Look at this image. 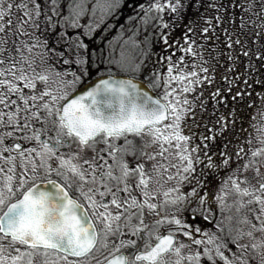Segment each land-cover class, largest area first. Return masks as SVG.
I'll list each match as a JSON object with an SVG mask.
<instances>
[{
  "label": "snow or ice",
  "instance_id": "6c2138e0",
  "mask_svg": "<svg viewBox=\"0 0 264 264\" xmlns=\"http://www.w3.org/2000/svg\"><path fill=\"white\" fill-rule=\"evenodd\" d=\"M119 7L120 0H0V129H10L0 131V264H264V174L255 160L243 165L253 170L255 183L240 179L237 169L225 181L227 191L222 187L215 197L222 211L235 209V216L225 217L228 226L218 222L216 232L205 231L183 218L188 212L193 222L209 221L203 181L192 183L191 153L202 152L206 167L217 168L213 144L228 120L220 115L219 131L209 129L211 135L202 134L191 147L193 138L182 134L181 123L193 104L170 88L176 82L189 93L193 85H207L214 110L229 97L236 102L250 94V77L264 71V0L139 4L141 23L158 22L165 51L175 45L195 58L191 71L184 56L160 58L168 62L166 79L145 61L134 62L123 46L116 53L97 41L101 24ZM188 7L196 18L184 26L183 45L165 31L173 24L149 15L167 9L179 20ZM145 41L150 44V37ZM116 71L147 72L158 87L163 80L164 95L153 98L135 77L118 79ZM203 96L202 89L196 97L202 109ZM227 147L219 152L225 166ZM166 153L182 162L187 175L177 173L179 182L192 186L187 193L168 189L158 204L153 201L168 167L157 157L166 160ZM251 155H264V147ZM195 163H202L199 156ZM229 195L235 196L232 204L226 203ZM166 207L176 212L162 214Z\"/></svg>",
  "mask_w": 264,
  "mask_h": 264
},
{
  "label": "rangeland",
  "instance_id": "374dc122",
  "mask_svg": "<svg viewBox=\"0 0 264 264\" xmlns=\"http://www.w3.org/2000/svg\"><path fill=\"white\" fill-rule=\"evenodd\" d=\"M153 2L154 0H145L144 4L148 5ZM162 2H164V0H162ZM201 11H203V9H201ZM136 13H139V11L136 10L134 17ZM13 14V19H15V9H13ZM143 15V12H141L140 14H137L132 21L121 22L117 25H115L114 20L108 22L109 20L107 17L96 33L97 41L101 46L107 44L109 48H114L116 53H119L121 46H123L125 50L131 53L134 62L145 61L148 69H152L159 73L164 79L167 78L168 62L160 59L162 57L171 55L173 62H175L178 61L181 56H184L185 64L188 66L186 71L193 70L191 65L195 62V58L191 55H185V53L179 51L175 45L171 49L165 51L162 41L157 39L160 29L154 25H157L158 22L153 20L145 25L139 20V17H142ZM149 15H162L165 22L173 24L174 26L172 29L165 31H169L171 39L180 45H183L182 34L185 31L184 26L188 23L189 19L196 18L194 15V9L191 7L185 9V14H183L182 18L179 20H176L175 14H170L167 9L162 14L152 12ZM96 21L99 22L98 16ZM121 25H123V28H121ZM224 26L228 27L229 25L225 24ZM105 29H107V31H105ZM146 36L150 37V44L145 41ZM24 39H26V37ZM125 41H127V43H125ZM134 42L139 43L140 46L134 47ZM92 46L94 47L95 45ZM221 63H223V61ZM113 74H130L132 78H142L144 79V83L150 86L159 97L164 95L165 87L163 80H161L160 86L158 87L156 83H154V77L146 78L148 76L147 72L134 74L131 72L124 73L116 71ZM221 74L222 71L214 75L218 77ZM201 76H203V74H201ZM250 80L253 81L252 88L247 90L250 94L244 95L243 100H238L236 102H233L229 97L226 106L223 104L218 105L215 107V110L214 102L209 101L207 98V92L209 91L207 85H193L195 91L189 93L180 92L179 89L181 88V85L176 82H172L170 85V88L177 89L176 96L181 102L184 99H188L193 104L181 123L182 134L193 138L190 142L191 147L200 144V137L202 134L211 135L209 129L215 127V130L217 132L219 131V126L216 125V120L220 115H225L228 120L227 129L222 134L216 136L213 144L212 156L213 162L218 165L217 168L209 169L206 167L208 161L204 158L202 152L191 153L193 163H195L197 156H199L202 161V163H195V165H193L195 171L191 175L192 178L196 180L201 173L200 171L205 172V186L201 194H206V199L209 201V209L214 205V202L216 201L215 197L221 191L222 187L225 191L230 187V182L226 185L225 181H228L229 176H232L233 173H237V169H239L237 175H239L240 179H243L244 177L253 179V170L251 168L247 171L243 169L245 163L255 160L256 163L254 166L260 167L261 173L264 174V155L256 158H253L251 155L252 151L264 147V143H261V139L264 138V115H262V113H264V84L255 83L256 80L264 82V71L258 70L257 72H254L250 77ZM202 89L204 92L203 100L205 101V107L203 109L200 106V101L196 99L197 96L201 95ZM181 106L185 108L188 107L187 105ZM225 144L228 145L226 152L229 158V163L227 166L223 164V157L219 155V152L224 150ZM241 148H243L244 151L240 153L239 157H237L236 153ZM171 151L174 153L176 150L173 148ZM171 157L173 159L176 158L175 156ZM221 157L222 161L220 160ZM186 163V161L183 162L185 165ZM181 167L182 164L175 168L174 176H179L177 173L180 175H186L181 172ZM184 183L186 184V182ZM252 183H255L254 179ZM191 186L192 185L190 184V189ZM226 199L234 200L235 196L232 198L228 196ZM195 221H197V218ZM207 231L216 232L214 228L207 229Z\"/></svg>",
  "mask_w": 264,
  "mask_h": 264
},
{
  "label": "flooded vegetation",
  "instance_id": "af4514ba",
  "mask_svg": "<svg viewBox=\"0 0 264 264\" xmlns=\"http://www.w3.org/2000/svg\"><path fill=\"white\" fill-rule=\"evenodd\" d=\"M27 39V38H26ZM64 67L65 66H62V65H60V64H56V66H55V68H56V70H58V71H61V72H63L64 71ZM70 78V77H69ZM52 79L53 80H55L56 79V77H52ZM53 88H55L56 87V85L55 84H52L51 85ZM147 86V85H146ZM43 85L42 84H38V91H40V90H43ZM148 87V86H147ZM81 88H83L82 87V85L81 86H77V89H76V93L81 89ZM149 88V87H148ZM150 89V88H149ZM25 91H27V90H25ZM75 94V93H74ZM158 98V97H157ZM6 130H10V129H0V131H6ZM129 139H132L133 141H134V143L137 145V146H139V145H141L142 143H143V141L139 138V137H129ZM145 139H148L147 137H145ZM123 141H120V143H122ZM6 143H8V144H11V143H13V141L12 140H8V141H6ZM148 151L149 152H154V151H156V149L155 148H150V149H148ZM166 156H168V154L166 153L165 154ZM157 159L161 162V163H163L166 167H168V171L166 172V173H164V177H163V180L161 181V184H162V187L160 188V196H159V198L157 199V200H154L153 202H155V203H162L163 202V200H164V196H163V193L165 192V191H167L168 189H170V188H177V187H179V189H180V192H182V193H187L188 191H190L189 189V186H190V184L189 183H187L186 182V184L185 183H180L179 182V176H174V174H175V168H173V167H171V164H175L176 166H180V164H182V162L178 159V158H175V159H173L171 156H168V159H161L160 157H157ZM129 160H130V162L131 163H135V161H133L132 160V158L131 157H129ZM220 160L222 161V157L220 158ZM223 160H224V157H223ZM141 162H143V161H141ZM3 162L2 161H0V164H2ZM193 165H195V163H193ZM147 166L148 167H151V162H149L148 164H147ZM201 173H200V175H199V177H198V179L199 180H201L202 178V180L201 181H203V187L201 188V193L203 192V188H204V186H205V177H206V175H205V172L204 171H200ZM202 173H203V175H202ZM168 175H172L174 178L172 179V180H167V176ZM187 175V174H186ZM192 176V175H191ZM249 180H251V181H253V179L252 178H248ZM164 181H167L166 183L164 182ZM195 179H193L192 180V183L193 184H195ZM133 194H136V193H133ZM173 197L175 196V195H177V193H172L171 194ZM229 197H234V196H232V195H229ZM230 199V198H229ZM229 199H226V203L227 204H232L233 203V200H229ZM176 212V207H166L165 208V210H164V213H162V214H168V215H171V214H173V213H175ZM208 215H209V218H210V220L209 221H204L202 218H200V217H198L197 218V221H195V222H193V220L191 219V217H190V215H189V213L188 212H185V213H183V218L188 222V223H190L191 225H192V227L193 228H195V227H201L203 230H205V231H207V229H212V228H214V230H216L217 231V227H216V225H217V223L218 222H223L220 226L221 227H226V226H228L229 225V221H227L226 219H225V217H227V216H235V209L233 208L232 210H229V209H227V208H225L223 211L221 210V208H220V206H219V204H218V202L217 201H215L214 202V205L213 206H211V209H210V211L208 212ZM152 219V217H147L146 218V222H147V220H151ZM232 225L233 226H236L235 225V220H233V222H232ZM174 227V226H173ZM161 231H164V229H162ZM257 235H259V234H257ZM183 239H185L186 240V238H183ZM187 242V241H186ZM71 259V258H70Z\"/></svg>",
  "mask_w": 264,
  "mask_h": 264
},
{
  "label": "trees",
  "instance_id": "16d2710c",
  "mask_svg": "<svg viewBox=\"0 0 264 264\" xmlns=\"http://www.w3.org/2000/svg\"><path fill=\"white\" fill-rule=\"evenodd\" d=\"M144 1L145 0H120V7L118 9H116L114 15L108 17V20H109L108 22H111L112 20H114L115 25H117V24H120L121 22L132 21L133 19L129 20V17L135 18L137 14L141 13V12L136 13V15L134 17L137 6L139 4H144ZM114 76L124 77V78H132L130 76V74H121V75L115 74ZM135 80H138V81L144 83V79H142V78H135ZM144 84L147 85L146 83H144ZM148 87L158 98H160L159 95L150 86H148Z\"/></svg>",
  "mask_w": 264,
  "mask_h": 264
},
{
  "label": "water",
  "instance_id": "95a60500",
  "mask_svg": "<svg viewBox=\"0 0 264 264\" xmlns=\"http://www.w3.org/2000/svg\"><path fill=\"white\" fill-rule=\"evenodd\" d=\"M115 78H118V79H129V78L117 77V76H115ZM136 82L144 91H147L153 98H157V96L143 82H140L138 80H136ZM82 90H83V88H81L77 93H79Z\"/></svg>",
  "mask_w": 264,
  "mask_h": 264
}]
</instances>
